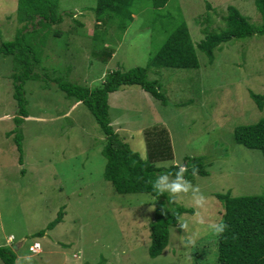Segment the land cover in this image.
<instances>
[{
	"label": "rangeland",
	"instance_id": "1",
	"mask_svg": "<svg viewBox=\"0 0 264 264\" xmlns=\"http://www.w3.org/2000/svg\"><path fill=\"white\" fill-rule=\"evenodd\" d=\"M97 4L52 0L58 21L34 27L39 16L22 22L18 0H0V47L29 24L27 41L40 61L39 77H25L28 117L18 126L22 114L15 83L26 69L14 54L0 52V246L18 244L17 264H220L219 235L208 227L223 222L217 194H264L263 153L234 136L237 126L264 115L250 95L264 93V35L222 43L213 61L198 44L206 32L225 27L230 5L261 23L255 0H169L162 7L136 0L126 29L117 18L97 25ZM181 22L189 27L200 67L152 66L153 55ZM107 51L114 53L104 61ZM138 66L159 82L166 102L140 86H122L109 96L112 125L133 150L160 168L204 156L208 175L187 179L206 198L203 208L194 204L191 191L176 200L167 192L164 197L117 192L104 176L105 134L87 106L60 88V83L95 88L112 71ZM159 153L163 156L156 159ZM158 204L185 206L194 213L180 216L188 229L171 226L168 246L153 258L150 224ZM61 210L63 221L48 229ZM41 230L45 234L36 236ZM36 241L40 253L29 249Z\"/></svg>",
	"mask_w": 264,
	"mask_h": 264
},
{
	"label": "trees",
	"instance_id": "2",
	"mask_svg": "<svg viewBox=\"0 0 264 264\" xmlns=\"http://www.w3.org/2000/svg\"><path fill=\"white\" fill-rule=\"evenodd\" d=\"M135 1L98 0L95 8L97 25H102L106 19L117 18L121 21V27L126 29L134 19L132 7ZM168 1L152 0L154 6L157 7L165 6ZM255 3L261 14V23H253L239 8L230 5L224 16L225 27L219 31L206 32L205 38L199 42L198 47L208 55L211 61L215 59V49L221 47L224 42L264 35V0H255ZM56 7L57 5H52V0H48L47 3L46 0H18V14L22 22L31 23L36 19L35 17H40L37 23H31L34 27L43 22H48L47 24L57 22V17L53 16ZM208 7L211 5L208 4ZM28 25L19 29L15 40L4 42L0 47V52L5 55L14 54L26 69L24 76H19L18 82L15 83L14 97L18 101L22 114L21 117L16 118L18 126L23 123V116L28 117V101L24 90L25 79H31L35 75L39 77L35 68L40 61L34 47L27 41L25 33ZM196 49L197 46L193 42L187 23L181 22L169 31L164 44L153 55L151 64L157 67L199 68L200 62ZM113 53L114 51H107L104 61H108ZM126 85L140 86L155 98L166 102V96L161 91L159 82L150 80L148 68L140 66L128 70L116 69L100 86L95 88L77 83H60V88L68 97L75 98L77 102H82L87 106L105 134L106 143L102 153L107 161L104 176L111 181L116 191L119 193H151L156 197H164L165 193L160 194L153 189L152 181L160 172L172 173L174 176L177 165L160 168L151 159L143 158L120 137L119 132L112 125L109 96ZM250 95L258 108L264 112V93L251 91ZM234 136L237 143L250 149H258L264 156V115L255 123L237 126ZM16 139L18 149L22 151V135L18 134ZM153 156L159 159L163 155L159 153ZM171 156L173 157V154H170L169 159L172 158ZM20 162L22 163V157ZM185 166L188 169L185 173L186 179H192L196 174L208 175L209 173L204 156L191 157ZM193 168L197 169L195 174H193ZM217 197L224 207L223 223L228 225L218 237L220 264H264V194L233 196L227 192L218 193ZM186 212L194 213V209L185 206L168 209L158 204L156 219L150 224L149 254L151 257L155 258L162 254L169 244L170 227L176 226L179 223L177 217ZM63 214L61 210L56 219L50 222L48 229H53L62 222ZM44 234L45 230H41L36 233V236ZM0 259L4 264H17L14 247L0 246Z\"/></svg>",
	"mask_w": 264,
	"mask_h": 264
},
{
	"label": "clouds",
	"instance_id": "3",
	"mask_svg": "<svg viewBox=\"0 0 264 264\" xmlns=\"http://www.w3.org/2000/svg\"><path fill=\"white\" fill-rule=\"evenodd\" d=\"M176 171L174 173V179L170 178L173 174L172 173H160L156 175L154 181H152V186L155 191L160 194L165 192L169 193L172 200H176L181 193H188L189 191L192 192L194 204L198 208H203L206 203V198L200 192L198 186H193L190 181L185 178V173L187 172V167L183 164L176 166ZM197 169L193 168V174H195ZM199 214V213H198ZM179 222V226L183 230L188 229V224L181 218L177 217ZM203 223V219L199 221ZM208 227L217 235L222 234L226 228L228 227L227 224L221 223H211ZM190 243H195V240H191Z\"/></svg>",
	"mask_w": 264,
	"mask_h": 264
},
{
	"label": "built area",
	"instance_id": "4",
	"mask_svg": "<svg viewBox=\"0 0 264 264\" xmlns=\"http://www.w3.org/2000/svg\"><path fill=\"white\" fill-rule=\"evenodd\" d=\"M13 237V236H11ZM9 241H13L14 238H9ZM30 251H32L33 253H37L40 252L42 250L41 244L40 242H34L32 245H30L29 247Z\"/></svg>",
	"mask_w": 264,
	"mask_h": 264
},
{
	"label": "water",
	"instance_id": "5",
	"mask_svg": "<svg viewBox=\"0 0 264 264\" xmlns=\"http://www.w3.org/2000/svg\"><path fill=\"white\" fill-rule=\"evenodd\" d=\"M16 248H17V245H14V249L16 250Z\"/></svg>",
	"mask_w": 264,
	"mask_h": 264
},
{
	"label": "crops",
	"instance_id": "6",
	"mask_svg": "<svg viewBox=\"0 0 264 264\" xmlns=\"http://www.w3.org/2000/svg\"><path fill=\"white\" fill-rule=\"evenodd\" d=\"M12 242H13V241H12ZM15 245H17V247H19L18 244H15Z\"/></svg>",
	"mask_w": 264,
	"mask_h": 264
}]
</instances>
